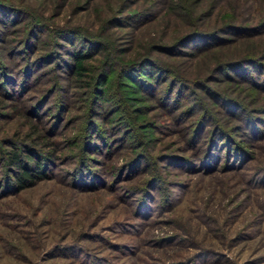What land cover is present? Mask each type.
Wrapping results in <instances>:
<instances>
[{"label":"rangeland","instance_id":"rangeland-1","mask_svg":"<svg viewBox=\"0 0 264 264\" xmlns=\"http://www.w3.org/2000/svg\"><path fill=\"white\" fill-rule=\"evenodd\" d=\"M88 1L0 0L7 11L0 10V31L7 33L0 42V61L16 78L0 87V176L11 175L4 169L7 151L35 134H40L37 149L54 156L45 166L46 176L31 186L0 189V264H264V34H221L154 50L151 59L162 69H152L157 79L150 81L149 92H137L142 115L136 117L130 102L117 100L112 91L109 102L91 105L95 112L88 114L86 88L65 79L45 53L57 49L58 42L81 45L90 51L85 64L93 74L106 57L118 68L146 56L153 37L158 39L167 26L102 29L95 36L107 40L109 49L84 48L77 38L69 44L43 31L33 44L28 37L29 60L35 62L28 66L29 89L15 97L16 71L25 66L16 47L26 35L28 13L45 18L47 26L89 29L117 2L121 8L114 14L123 17L152 0H94L81 11ZM211 25L201 30L211 32ZM161 41L153 43L168 44ZM57 51L67 57L65 50ZM244 54L260 64H238ZM235 59L236 68L220 70L222 62ZM175 77L181 87L172 82ZM251 78L261 88L251 89ZM170 82L171 91L164 94ZM58 86L69 105L54 121ZM38 99L34 117L28 106ZM116 107L118 115L111 116ZM87 118L103 129L105 143L85 151L79 140L75 146L69 141L78 138ZM195 131L196 139L189 142ZM224 133L238 149L233 144L226 151ZM90 140L101 143L95 135ZM206 141L221 144L207 159L201 155ZM80 160L88 163L80 166L87 171L77 173L76 180L71 168Z\"/></svg>","mask_w":264,"mask_h":264},{"label":"trees","instance_id":"trees-1","mask_svg":"<svg viewBox=\"0 0 264 264\" xmlns=\"http://www.w3.org/2000/svg\"><path fill=\"white\" fill-rule=\"evenodd\" d=\"M93 1L94 0H89L86 7L81 9V11L88 10V4L92 5ZM247 2L255 3L253 6H251ZM223 3H225L224 5L226 10L224 12L220 10V6ZM119 4L120 3L117 2V7H114V9L111 7L112 9L110 8V10L108 9L109 11H106V13L110 12V14L95 18L91 22V24H98V26L89 29L79 25L71 24L69 26H47L45 18L41 19L38 16L28 13L27 17L29 19L27 20L26 24V35L24 39L20 40V43L16 47L17 53H19V58L23 59V61L21 62L25 66H21L20 71H16L17 74H19V78L16 80L18 81L19 85L17 92L18 94L14 96L19 97L21 92L27 91L29 89L28 81L26 80L27 72L29 70L28 66L31 63L35 62V59L33 61L29 60L30 55L28 51L30 50L31 44L28 43V37H30V40L33 39L31 40L33 44L34 38H36L37 33L42 34L43 31L51 33L55 37L64 39L69 42V44H71L70 40H72V38H77L82 43L84 48H87L88 46L93 48L109 49L110 46L107 40L102 41L95 36L96 34L98 35V31H102V29L109 30V28L112 27L125 26H134V29H139L148 24H155L159 26L164 25L165 27L167 26L168 30L167 28L162 29V35L160 37L158 36V39H155V37H153L152 40L153 42H162L161 40H167L168 44H154L153 42H151L148 45L149 50H146V56L140 55L138 57H133L131 58V60L127 61V63L118 66V68L113 67L114 64L108 60V57H106L101 61L102 68L98 69L93 74L90 73V66L85 64V60L90 57V51L87 49H83L81 45L78 47H65V45H62L63 43L58 42L56 48L63 51L65 50L64 52L65 54H67V57L65 58L59 56V53H57L59 51H57V49H50V51L45 53L48 58L52 57L49 62L56 63V65H54L57 69L60 68V70H62L65 79L69 78L70 80H72L73 84L86 88V92L88 93V95H90V104L87 111L88 114L95 112L92 108L93 105H98L100 104V102H103L105 100L109 102L110 99L113 98L110 94V92L112 91L116 93L117 100H121L122 102L125 101L127 105V101L130 102V105L133 108L132 111H134L136 117L142 115V112L138 111L141 109V105H138V103L142 101V99L137 95V92H149L152 88V83L150 81H152L153 77L154 79H157L156 72L162 69L151 59L153 57L152 54L154 50H169L172 48H177L178 46H185L191 40H215L216 38H219L221 34H233L237 37H253L259 34H264V0H152L149 4H147L146 7H141L138 10L126 12L123 17H118L114 14V11L117 10V8L120 6ZM1 5L3 4L0 3V6ZM0 10L5 13L7 12L3 8H0ZM120 11H122V9H120L119 12ZM102 12L103 10H101V13ZM204 24H213L210 26V29L212 28V31L207 33L201 30ZM1 32L2 30L0 31V42H3L5 41L4 38H6V36L3 37L2 35H7V33L3 32L1 34ZM66 35H69L71 38H65ZM208 44L209 42L207 41L204 48H207ZM245 55L246 54H244V56ZM59 57L61 60L59 59ZM243 58L244 59L241 60L239 59L240 62L238 61V64H240L241 62L245 64L257 62V64H260L251 55L245 56ZM59 60L60 63L58 62ZM236 61L237 59L230 62L229 60L225 63L222 62L220 70L227 71L229 69L236 68ZM153 68L156 70V72L153 71ZM164 72L166 71L164 70ZM15 79L16 78H13V75L10 73L8 66L6 64L4 65L0 61V87H3L4 85H12L11 83H13ZM175 79L176 80H173L172 82L181 87L183 85L181 80L177 79L176 77ZM248 82L251 83V86L253 85L251 89L261 88L259 82H256V80L253 78L248 79ZM170 84L171 82L168 83L166 87H164V94L171 91L172 87L170 86ZM131 86H133L134 89L129 91L128 87L132 88ZM62 88H60L59 86L57 87L58 97L56 98V102L54 103L56 105L54 106L56 110L54 121L57 120L58 114L64 111L65 107L69 105L67 95H65V89ZM4 93L8 97H11L13 95L12 93H6L5 91ZM223 100L224 102L229 101V105H234L235 103L234 100H227L225 98H223ZM41 102L42 101L38 99V101L36 100L32 103V105L30 104L28 106L29 111H27L31 114V116H36V113H34V109L36 106L41 104ZM224 102L222 101V104ZM118 113L119 109L118 107H116L109 114L111 116H116L118 115ZM110 115L106 116V118H111ZM39 119V117L36 118V120ZM250 119L252 120V117H248L249 122ZM52 124L53 123H51V125ZM125 124L127 125V123ZM118 126H120L119 123ZM52 128L56 129L55 126ZM53 129L50 130L51 133L55 132ZM102 130L103 129L99 128L94 122L91 121V119L87 118V120H84L82 124V129L78 138L71 139L69 143L70 145L75 146V144H78L79 140L81 142L80 148L85 151L91 146L97 148L98 145L105 143ZM54 135L55 133L51 134L50 136ZM93 135H95L98 140H101V143L98 144L96 143V141L90 142V139L93 138ZM196 135L198 134H196L195 131V133H192L188 141L191 142L196 139ZM208 136L211 137V135ZM39 137L40 134H35L33 137H31V139H29V143L21 142L18 147H13V149L7 151L4 158V169L6 172H11V175L8 176L7 173H2L3 175L0 176V189L6 191H19L25 187L31 186L32 184H34V182L46 176L45 166L48 163L51 164L53 162L52 158H54V156L52 155L51 150L39 151L37 149L36 145H34V142L38 140ZM220 138H223L222 142H224L225 140L229 142L228 144H225L226 151L228 149H233L234 143L230 138H228L225 133ZM55 142V140H52L47 145H53V143ZM204 143L205 151L201 155L207 156L205 159L209 158V156L212 157L214 155V150H216L221 145L220 143H218V141H210V143L206 141ZM234 147L238 149L235 144ZM209 148L210 155L208 154ZM83 164L88 165L87 162L84 163L82 162V160H80L76 162V167L74 166L71 168V171H74L72 175H74L76 180L80 177V175L77 176V173H83L85 170V167L84 170L80 168V166ZM86 171L87 170H85V172Z\"/></svg>","mask_w":264,"mask_h":264}]
</instances>
